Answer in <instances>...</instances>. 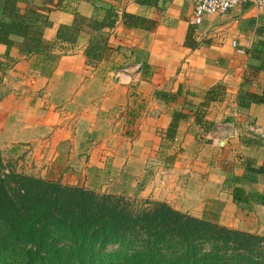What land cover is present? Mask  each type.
Instances as JSON below:
<instances>
[{"label":"crops","instance_id":"crops-1","mask_svg":"<svg viewBox=\"0 0 264 264\" xmlns=\"http://www.w3.org/2000/svg\"><path fill=\"white\" fill-rule=\"evenodd\" d=\"M198 1L65 0L63 9L44 13L50 22L45 38L56 43L49 74L34 71L16 48L7 61L8 49L0 45V155H18L26 174L64 185L83 178L125 189L145 181L142 192L151 200L199 219L215 207L222 217L242 207L224 184L230 173L242 180L248 161L264 164V106L241 111L237 102L241 91L260 93L264 85V71L256 82H245L250 51L264 42V9L243 3L224 16L196 18ZM33 2L42 6L44 0ZM107 6L116 9L117 24L101 34L109 38L108 50L89 64L92 36L63 43L58 30L73 25L75 12L102 20ZM125 13L156 26L128 27ZM146 64L150 70L144 71ZM218 86L223 96L204 110L214 125L205 133L194 114ZM180 90L174 104L154 96ZM181 108L189 119L168 141L172 114ZM254 127L262 137L247 132ZM239 185L262 193L264 176Z\"/></svg>","mask_w":264,"mask_h":264},{"label":"trees","instance_id":"trees-1","mask_svg":"<svg viewBox=\"0 0 264 264\" xmlns=\"http://www.w3.org/2000/svg\"><path fill=\"white\" fill-rule=\"evenodd\" d=\"M64 1L44 0L38 6L33 0H0V45L8 49L7 61L16 48L34 71L51 73L57 60L56 43L45 38L50 26L46 14L63 9ZM102 10V20L75 12L73 25L60 27L57 34L63 43L91 35L85 52L89 64L108 50L109 38L101 34L114 30L118 20L113 6ZM123 21L128 27L149 31L156 26L128 13ZM250 59L245 75L248 84L264 71V42L254 45ZM4 64L0 62V69H5ZM142 68L150 70L147 64ZM223 90L218 86L208 91L194 114L196 125L205 133L214 125L206 121L204 110L223 96ZM154 96L174 104L181 90L176 94L156 91ZM237 102L241 111L264 106V85L260 93L241 91ZM188 119L184 109L175 110L166 139L174 141L180 123ZM7 168L0 159V264H264L263 236L190 216L164 202L146 201L138 207L126 197L98 194ZM245 169L242 180L230 173L224 188L238 206H264V191L248 192L239 185L243 180L256 183L264 176V164L257 167L248 161Z\"/></svg>","mask_w":264,"mask_h":264},{"label":"rangeland","instance_id":"rangeland-1","mask_svg":"<svg viewBox=\"0 0 264 264\" xmlns=\"http://www.w3.org/2000/svg\"><path fill=\"white\" fill-rule=\"evenodd\" d=\"M252 125V124H249ZM240 127L242 125L240 124ZM255 128V127H254ZM259 135L262 137V133H259ZM24 156V155H23ZM0 159L3 161V164L8 167L9 169H13L17 173L24 174L27 176L35 177L33 175L26 174L25 167L21 165V162H24V158L18 157V155H0ZM7 168V170H8ZM40 179H45L48 181L53 182H59L61 183V179H58V181L54 178H42V177H36ZM77 181L76 185H67L66 186H72V187H83L88 190L95 187V192L98 194H110V195H116L121 197H126L127 199H131L136 206L143 205L146 201H153L151 200L145 193L142 192V186L144 185L145 181H142L138 186H129L127 188L121 189L119 186L114 185L113 187H107L106 185H99L91 184L89 181H83L82 179H76ZM89 182V183H88ZM64 185V184H63ZM93 190V191H94ZM224 204L221 202V205ZM243 207V206H242ZM238 207L236 210H232L231 212H228L227 215L222 217L220 212H222V208L215 207V212L209 211L207 214H205L203 219L209 220L214 223H226L228 225H232L235 230L244 231L256 235H260L264 237V207H260L258 205L253 206L254 208H242ZM221 225V224H220Z\"/></svg>","mask_w":264,"mask_h":264},{"label":"built area","instance_id":"built-area-1","mask_svg":"<svg viewBox=\"0 0 264 264\" xmlns=\"http://www.w3.org/2000/svg\"><path fill=\"white\" fill-rule=\"evenodd\" d=\"M243 3H250L259 9H264V0H199L195 7L194 16L196 18L224 16ZM233 47H237L236 42H233ZM247 132L260 133L257 128H249Z\"/></svg>","mask_w":264,"mask_h":264}]
</instances>
